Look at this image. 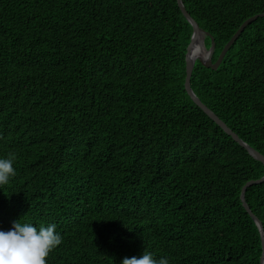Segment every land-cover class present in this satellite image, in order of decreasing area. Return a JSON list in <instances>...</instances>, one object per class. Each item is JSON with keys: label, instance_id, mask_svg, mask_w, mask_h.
<instances>
[{"label": "trees", "instance_id": "trees-1", "mask_svg": "<svg viewBox=\"0 0 264 264\" xmlns=\"http://www.w3.org/2000/svg\"><path fill=\"white\" fill-rule=\"evenodd\" d=\"M215 42L212 62L264 0H182ZM192 26L177 0H0V230L56 225L47 264H262L242 204L264 164L189 97ZM195 95L264 156V17L216 70L196 60ZM244 200L264 231V182Z\"/></svg>", "mask_w": 264, "mask_h": 264}, {"label": "clouds", "instance_id": "clouds-1", "mask_svg": "<svg viewBox=\"0 0 264 264\" xmlns=\"http://www.w3.org/2000/svg\"><path fill=\"white\" fill-rule=\"evenodd\" d=\"M15 157L0 156V187L6 186L16 175ZM62 243L55 224L39 229L30 223L13 222L12 227L0 230V264H47L46 258ZM121 264H169L167 257L156 259L150 252L137 258H124Z\"/></svg>", "mask_w": 264, "mask_h": 264}, {"label": "water", "instance_id": "water-1", "mask_svg": "<svg viewBox=\"0 0 264 264\" xmlns=\"http://www.w3.org/2000/svg\"><path fill=\"white\" fill-rule=\"evenodd\" d=\"M178 6L184 15V17L187 19V21L190 23L192 26V35L190 39V43L187 46V51H186V57H185V68H186V76H185V82H184V88L189 95V97L192 99V101L200 108L202 111L210 118L212 119L221 129L229 136L232 137L234 141H236L240 146L246 149V151L256 160L261 161L264 164V156L260 154L258 151H256L254 148L250 147L248 144H246L242 139L239 138L237 134H235L230 128L227 127V125L219 119L213 111H211L206 105H204L200 99L195 95L193 92L191 85H190V78L192 74V70L194 67V64L196 60H199L205 67L211 68L213 70H216L219 65L221 64L225 54L229 50V48L233 45L237 37L241 34V32L244 30V28L250 24L251 22L255 21L259 17H264V13L256 14L247 20H245L240 27L237 29V31L234 33V35L230 38V40L224 45L223 49L218 55V58L216 59L215 62H212V55L215 50V42L214 39L211 37V45L209 48L205 47L204 40L207 36H209V33L204 31L198 23L188 14L186 11L182 0H177ZM202 35L201 42H200V48L204 52L202 56H198L196 58H190L189 54L192 49V46L194 44V40L196 39L197 36ZM264 182V176L256 179V180H250L245 183V185L242 187L241 190V199H242V204L244 208L247 210V212L251 215V217L254 219L256 225L258 226V229L261 234V244H262V264H264V231L261 222L257 219V217L251 212L249 207L247 206L245 200H244V193L247 187L254 185V184H261Z\"/></svg>", "mask_w": 264, "mask_h": 264}, {"label": "bare ground", "instance_id": "bare-ground-1", "mask_svg": "<svg viewBox=\"0 0 264 264\" xmlns=\"http://www.w3.org/2000/svg\"><path fill=\"white\" fill-rule=\"evenodd\" d=\"M201 38H202V35L200 34L194 40V44H193L192 49H191L190 54H189L190 58H196L198 56H202L203 55L204 52L200 48Z\"/></svg>", "mask_w": 264, "mask_h": 264}]
</instances>
